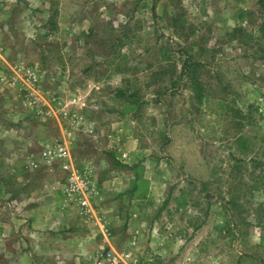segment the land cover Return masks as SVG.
I'll use <instances>...</instances> for the list:
<instances>
[{"label": "rangeland", "instance_id": "obj_1", "mask_svg": "<svg viewBox=\"0 0 264 264\" xmlns=\"http://www.w3.org/2000/svg\"><path fill=\"white\" fill-rule=\"evenodd\" d=\"M56 142L92 214L42 160ZM48 188L51 222L109 238L100 264H264V4L0 0V264H27Z\"/></svg>", "mask_w": 264, "mask_h": 264}, {"label": "crops", "instance_id": "obj_2", "mask_svg": "<svg viewBox=\"0 0 264 264\" xmlns=\"http://www.w3.org/2000/svg\"><path fill=\"white\" fill-rule=\"evenodd\" d=\"M52 196L54 191L50 188L47 193L38 189L36 198H41L36 200L34 208L30 210L33 213L31 217H33L34 228L32 237L29 239L30 249L20 255L19 259L27 264H100L97 249L103 243H107L109 238H100L101 234L89 236V230L93 227L90 224L85 225V219L83 221L79 213L71 215V218L66 216L62 223H56L55 220L51 222L50 218H57L52 216L54 210L49 203L52 202ZM67 212V214L72 213ZM85 223L88 222L85 221ZM51 229H59V231L51 232ZM108 243L110 245V240Z\"/></svg>", "mask_w": 264, "mask_h": 264}, {"label": "built area", "instance_id": "obj_3", "mask_svg": "<svg viewBox=\"0 0 264 264\" xmlns=\"http://www.w3.org/2000/svg\"><path fill=\"white\" fill-rule=\"evenodd\" d=\"M123 156H126V154ZM57 158L65 161L62 165V169L67 174L64 188L67 198L70 200L77 199L81 210L86 214H92L94 210L92 208V202L89 195L93 193L94 189L90 179L84 175V177H81L73 168L69 162L68 151L65 144L61 142L45 144V149L42 153V160L51 161ZM31 164L36 166L37 162L33 160ZM124 256L130 257L131 254H120L117 252L107 251L104 253L103 264H122ZM136 261L137 260L135 259V262Z\"/></svg>", "mask_w": 264, "mask_h": 264}, {"label": "trees", "instance_id": "obj_4", "mask_svg": "<svg viewBox=\"0 0 264 264\" xmlns=\"http://www.w3.org/2000/svg\"><path fill=\"white\" fill-rule=\"evenodd\" d=\"M258 1L261 5L264 4V0H258ZM235 31H237V29L231 30L229 32V34H233V33L235 34ZM240 31L245 32V30H240ZM190 61H191V59L185 61V63H186L185 66L188 69L190 79H191V81H193L197 85V87L202 88L200 80L198 79L197 72H196V70H197L196 65L198 64V62H190ZM196 93H197L196 94L197 100L201 101L203 96H202L200 89L198 91V88H197ZM15 174L18 175L19 173L15 172Z\"/></svg>", "mask_w": 264, "mask_h": 264}]
</instances>
